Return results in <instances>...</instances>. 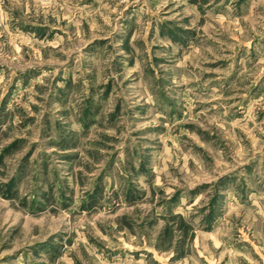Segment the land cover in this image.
I'll list each match as a JSON object with an SVG mask.
<instances>
[{
    "label": "rangeland",
    "instance_id": "374dc122",
    "mask_svg": "<svg viewBox=\"0 0 264 264\" xmlns=\"http://www.w3.org/2000/svg\"><path fill=\"white\" fill-rule=\"evenodd\" d=\"M0 264H264V0H0Z\"/></svg>",
    "mask_w": 264,
    "mask_h": 264
}]
</instances>
